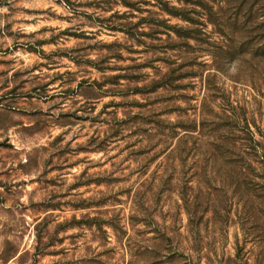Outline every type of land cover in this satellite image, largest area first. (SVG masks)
<instances>
[{
    "label": "rangeland",
    "instance_id": "374dc122",
    "mask_svg": "<svg viewBox=\"0 0 264 264\" xmlns=\"http://www.w3.org/2000/svg\"><path fill=\"white\" fill-rule=\"evenodd\" d=\"M0 264H264V0H0Z\"/></svg>",
    "mask_w": 264,
    "mask_h": 264
}]
</instances>
